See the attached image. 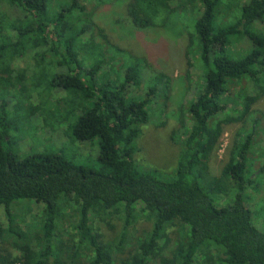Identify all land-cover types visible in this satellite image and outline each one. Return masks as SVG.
<instances>
[{
    "label": "trees",
    "instance_id": "obj_1",
    "mask_svg": "<svg viewBox=\"0 0 264 264\" xmlns=\"http://www.w3.org/2000/svg\"><path fill=\"white\" fill-rule=\"evenodd\" d=\"M111 2L124 3L137 30L168 31L196 16L188 23L187 64L195 58L199 78L171 136L177 160L167 177L138 168L135 142L154 107L165 108L170 78L156 73L145 79L147 64L86 9ZM2 4L17 14L0 10V243L12 242L20 254L1 250L0 264H264V226L255 221L264 224V200L248 205L256 200L250 190L264 186V164L254 171L249 157L256 137H264V116L255 110L264 98V0ZM240 42L248 48L236 50ZM29 53L31 70L17 69ZM245 82L250 90L233 95V85ZM145 84L143 95L132 94ZM57 91L63 96L54 100ZM35 117L52 132L64 127L66 142L22 150L18 138ZM230 125L238 128L217 173L212 158ZM95 143L90 165L76 164L65 152L83 155ZM29 204L41 206L39 220L24 231L14 212ZM69 210L73 223L64 239L60 228ZM139 218L150 228L130 239ZM113 219L122 221V230L106 241L99 226Z\"/></svg>",
    "mask_w": 264,
    "mask_h": 264
},
{
    "label": "rangeland",
    "instance_id": "obj_2",
    "mask_svg": "<svg viewBox=\"0 0 264 264\" xmlns=\"http://www.w3.org/2000/svg\"><path fill=\"white\" fill-rule=\"evenodd\" d=\"M177 1V0H175ZM124 3L111 2L106 6H94L93 3L87 4V10L93 12V20L106 29L111 39H115L116 42L130 52L132 55L139 59H142L148 66L144 69V78L150 77L151 74H166L170 78V91L169 98L163 108L161 109L157 105L152 110V117L147 125L142 126L141 135L135 142L137 153L135 154V161L138 168L142 171H155L163 176H169L173 173L176 165V146L173 145L171 136L179 127L180 111L181 107L188 101L194 99V90L198 83L199 70L195 67L197 63L194 61L195 58L190 59L192 67H188L187 61V49L189 46L188 38L192 33L189 27V20L196 17L191 14L181 21L177 27H169V30L161 29H148V30H137L130 24L125 14ZM0 10L9 13L12 17L16 16V10L9 6L2 4ZM247 43L240 42L236 45V50L240 51L246 49ZM31 53L25 58L18 60L16 64L17 69H24L28 72L31 70L32 65L30 62ZM194 67V68H193ZM188 74V75H187ZM29 75V74H28ZM186 75L192 80L190 85L186 80ZM233 95L238 94L242 88L250 90V85L246 82L244 84L235 83L233 85ZM150 85L145 84L140 89H135L132 94L143 95L144 91ZM62 93L57 91L53 94L52 99H58L62 97ZM256 114L264 116V98L255 105ZM38 116V115H37ZM238 126L230 125L225 128L224 134L220 140V145L213 156V166L217 173L220 172L224 164L227 162L229 151L231 149L234 134L236 133ZM32 129V130H30ZM64 127H61L56 132H52L50 128L45 127L40 117H35L31 122L27 134L23 137L20 136L18 140L22 141L21 148L24 151H28L29 146L38 145L40 148L46 149H58L59 146L66 139L63 136ZM29 132V133H28ZM96 144V143H95ZM15 147V145H14ZM96 148L91 149L90 152H86L81 155L75 149H64L67 156L72 158L73 162L78 165H90L95 162V157L98 154ZM85 149H87L85 147ZM264 137L257 136L256 142L250 151V162L254 171L258 170L262 164H264ZM38 151V150H37ZM28 153V152H27ZM158 174V175H159ZM264 184V178H262ZM258 182H261L259 180ZM259 192L251 189L250 193L254 195L256 200H251L249 207H252V203L264 200V186L259 188ZM229 198L225 199L222 204L229 202ZM221 204V205H222ZM23 211H15L16 215L15 222L16 226L27 231L37 225L39 220V211L41 206H33L31 204L24 205ZM264 216V212H260ZM71 211H66L64 216V222L61 229V235L64 239L69 237L70 227L72 221L70 220ZM254 219V218H253ZM0 221L5 226V216L0 211ZM256 223L259 228L263 229L262 219L256 218ZM121 220H112L111 226L100 225V233L104 236L106 241L113 240L118 236L122 230ZM150 223L144 218H139L130 230V239L135 238L140 233L150 228ZM171 232H174L171 230ZM1 250H7L13 256H19L20 252L11 242L10 244L0 243Z\"/></svg>",
    "mask_w": 264,
    "mask_h": 264
}]
</instances>
